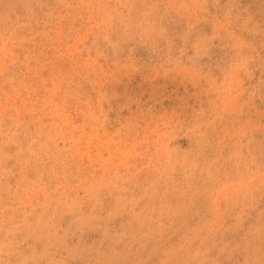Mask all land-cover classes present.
<instances>
[{
	"label": "rangeland",
	"instance_id": "1",
	"mask_svg": "<svg viewBox=\"0 0 264 264\" xmlns=\"http://www.w3.org/2000/svg\"><path fill=\"white\" fill-rule=\"evenodd\" d=\"M0 264H264V0H0Z\"/></svg>",
	"mask_w": 264,
	"mask_h": 264
}]
</instances>
